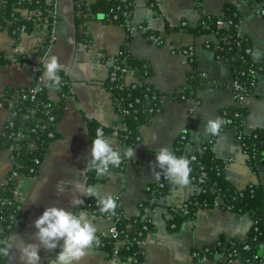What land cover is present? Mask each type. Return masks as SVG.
Here are the masks:
<instances>
[{
	"label": "crops",
	"instance_id": "1",
	"mask_svg": "<svg viewBox=\"0 0 264 264\" xmlns=\"http://www.w3.org/2000/svg\"><path fill=\"white\" fill-rule=\"evenodd\" d=\"M0 0V17L3 9ZM51 2L52 0H48ZM59 20L54 33L55 42L49 54L56 55L70 79L75 97L61 106L63 117L59 121V138L53 141L40 170L34 176L16 174L17 186L14 197L21 203L25 215L24 225L10 235L16 247L24 243H34L36 231L34 221L47 207L70 208L69 201L77 183L98 185L101 191L111 192L118 206L127 217L138 213L142 201L149 198V186L157 181L152 176L151 165L156 160V151L161 147L174 150L178 137L188 135L186 149L189 152L201 151V146L211 136L204 134L203 125L209 119L219 117L224 123L223 109L236 105L232 88L230 64L221 59L208 43H218L217 37L210 34H195L180 28L182 21L191 26L197 25L206 14H221L226 3H233L243 15L239 33L251 39L253 53L264 54V15L259 6L249 0H133L135 10L130 20L132 32L125 26L99 18L86 20L79 28L76 24L75 0H54ZM93 3L96 0H88ZM261 5L264 7V0ZM23 17H31L32 12L22 10ZM85 15H88L86 13ZM141 25H150L159 31L163 44L152 41ZM128 35L131 53L147 60L153 68L151 82L161 91L163 109L140 126V139L133 145H124L118 134L122 117L115 109L111 92L107 86L111 61L119 53ZM50 36L46 22L37 24L30 32L17 39L9 26L0 23V97L7 88L18 90L34 85L38 78L39 66L43 61L40 51ZM82 36L89 37V41ZM194 46L195 60L200 70L201 85L192 96L180 100L174 95L185 86L193 62L189 61L183 49ZM45 58V59H46ZM261 55L259 60H262ZM49 98L60 101L59 87L48 90ZM248 109L244 130L251 132L264 128V71L257 75L253 93L243 101ZM10 117V110L0 108V132ZM90 120L105 126H114L107 137L114 146L127 150L135 149L132 160L125 159L121 170H110L104 180L89 182V171H84L90 156L91 139L88 127ZM222 123V124H223ZM215 155L229 160L225 166L227 178L238 188L250 183L264 187V167L254 172L248 164L241 140L235 127H227L216 136L213 144ZM15 158L11 147L0 152V186L3 185L14 168ZM62 182L65 191L57 193V184ZM199 186L190 181L187 186L173 185L170 192L162 197L157 205L146 214L150 215L153 230L148 234L141 264H224V256L195 258L194 251L205 245L214 244L221 237L246 238L252 220L248 214H237L216 204L201 208L192 218H184L177 228L170 226L175 209H179L198 191ZM82 199L93 197H81ZM74 211H81L73 209ZM98 235H109L114 221L104 215H95L87 210ZM40 251L41 264H50L58 253ZM14 259L5 258L2 264H21L19 252L13 248ZM108 253L93 248L82 264H111ZM115 264H135L130 259H115ZM240 264V263H238Z\"/></svg>",
	"mask_w": 264,
	"mask_h": 264
},
{
	"label": "trees",
	"instance_id": "2",
	"mask_svg": "<svg viewBox=\"0 0 264 264\" xmlns=\"http://www.w3.org/2000/svg\"><path fill=\"white\" fill-rule=\"evenodd\" d=\"M88 2V0H75L76 24L79 28L86 20L99 18L103 14L104 21L119 23L126 27L129 34L132 32L129 23L135 10L133 0H96L93 3ZM149 2L152 5L154 3L152 0ZM261 2L262 0H255L252 4L253 6L261 5ZM25 9L32 12L31 17H23L22 10ZM86 13L88 15H85ZM221 19L228 21L229 24L219 26ZM242 19L243 15L237 6L233 3H226L221 14H206L195 26H191L187 21H182L180 28L190 30L195 34L215 33L218 45L210 42V47L215 50L221 59L230 64L232 79H238L240 83L250 88L253 82L257 83V75L264 71V58L254 61L253 56L246 52V48L253 46L249 37L241 36L239 33ZM58 20L59 15L54 0L51 2L48 0L3 1L0 23L2 26L8 25L10 32L17 39L23 36L22 28L25 30L24 33H28L37 24L47 22L50 36L44 48L40 51V58L43 60L48 56L50 48L55 42L51 41V37ZM144 32L150 39L151 35L160 36V44H163L164 38L159 31L151 28ZM129 37L130 35H128L119 53L113 58H109V60L114 61L116 67H110V74L107 79V86L111 92L113 104L122 117V126L119 127L118 134L124 145H133L139 141L140 126L150 122L156 114V111H151L152 108L158 106L163 109L162 93L151 82L153 76L152 65L149 61L137 58L131 53ZM82 38L89 41L87 36H82ZM38 66V76H41L44 72L42 61ZM193 66L194 69L189 73L187 84L174 93L180 100L191 97L192 93L201 85L200 70L196 60L193 61ZM129 69L135 71V79L130 83H128L126 77ZM112 72H116L115 79H111ZM59 75L61 77L60 101L57 103L49 98V88L47 86H44L37 93L34 100L29 95L26 98L17 97V91H24L29 94L32 86L18 90L7 88L3 96L0 97V108L6 107L10 110V117L3 131L0 132V152L4 148L11 147L15 158L14 168L10 172L7 181L0 187V246H3L2 242L25 223L21 203L15 199L13 192L17 186L16 174L34 176L39 172L51 143L59 138L58 124L63 117L61 106L75 97L69 77L62 71ZM247 114L248 109L243 104L225 107L223 109L224 118H232V123H223L221 131L227 127H235L238 132L243 133L241 142L245 143L244 149L248 154L249 167L254 172H258L264 167V128H258L249 133L246 132L244 122ZM116 125L117 123L112 126H105L97 121L90 120L88 127L91 141L96 138L97 132L108 137L114 131ZM187 141L188 138L184 140L180 135L173 152L177 156L187 157L189 160H191L193 154L196 155V160H191V176H199L204 172L206 175L205 181L209 187L199 188L196 194L188 200L190 203L186 214H177L178 216L170 221V226L177 228L184 218H192L201 208L215 206L217 200L220 199L219 204L221 207L225 209L230 207V210L237 214H248L250 216L252 224L247 237L244 239L221 237L214 244L205 245L201 249L195 250L194 257H214L216 254L225 255L234 252L235 256L242 260L253 258L255 253L264 251L263 185L255 183L253 186L236 187L227 178L225 173L226 162L215 155L213 145L204 144V142L203 144L206 147L202 151L189 152L186 149ZM36 160L41 163H36ZM124 162L125 159L118 168H112L111 171L121 170ZM105 177L97 178L95 172L89 171L90 183L104 180ZM172 187L173 184L161 176L159 180L149 186V198L141 202L138 213L130 217L123 214L117 202L115 212L119 238L124 239L125 244L116 249L117 240L114 237L98 235L101 240V245L98 248L105 250L109 255V259L116 253L121 260L130 259L133 261L137 259L135 264H141L144 248L138 242L142 239L147 240L148 234L153 230L152 220L150 215L146 214V210L153 209L159 200L170 192ZM82 209L93 214H101L95 198L84 199V204L79 210ZM173 224H175L174 227ZM246 245L249 248H246ZM5 258L0 256V264L5 261ZM111 264L115 263L112 262Z\"/></svg>",
	"mask_w": 264,
	"mask_h": 264
},
{
	"label": "clouds",
	"instance_id": "3",
	"mask_svg": "<svg viewBox=\"0 0 264 264\" xmlns=\"http://www.w3.org/2000/svg\"><path fill=\"white\" fill-rule=\"evenodd\" d=\"M250 54L253 60H259V51ZM44 72L39 80L44 86L55 89L61 84L59 73L64 69L56 55L42 61ZM40 87L34 91H40ZM222 120L217 117L209 119L204 125L206 136H219L221 134ZM135 149L122 150L115 147L114 142L97 132L96 138L91 142L90 156L87 160L84 171H93L97 178L110 175L112 168H118L124 159L132 160ZM152 176L159 180L161 176L176 186H187L190 183L191 160L187 157L177 156L168 147H161L156 151V160L151 165ZM65 189L62 182L57 184V193L62 195ZM75 192L79 195H72L69 201L70 208L51 206L47 207L42 215L34 221L35 232L34 243H24L16 247L12 238L3 241L0 246V256L15 258L13 248L19 252L21 264H41L40 251L58 253L51 259L50 264H82L84 259L92 254L93 248L101 245L97 236V228L93 224L86 211H74L84 204L81 197H93L101 214H115L117 201L111 192L101 191L98 185L86 186L80 183L75 185ZM15 220V218H13Z\"/></svg>",
	"mask_w": 264,
	"mask_h": 264
},
{
	"label": "built area",
	"instance_id": "4",
	"mask_svg": "<svg viewBox=\"0 0 264 264\" xmlns=\"http://www.w3.org/2000/svg\"><path fill=\"white\" fill-rule=\"evenodd\" d=\"M249 1H251V3H252L255 0H249ZM258 6H259V10H260L261 14L264 15V7L262 5H258ZM183 23H185V22H183ZM46 24H47V22H46ZM228 24H229V22L224 20V19H221L219 21V26H227ZM151 28L152 27L150 25H141L139 27L140 30H144V31H147V30H149ZM21 31H22V35H23L24 31H25L24 28H22ZM213 34L215 35V33H213ZM55 38H56L55 37V33H53V35L51 37V41H55ZM151 39L154 40L156 43H159V44L161 42V37L160 36L151 35ZM217 45H218V43H217ZM208 47L211 48L210 47V43H208ZM183 52L188 57L189 61L193 62L195 60V53H194V46L193 45H189V46L185 47L183 49ZM246 52L253 53V47L246 48ZM110 61H111V67L115 68L116 66H115L114 61H112V60H110ZM134 72L135 71L133 69L127 70V74H126L127 76L126 77H127L128 83H130L133 79H135ZM254 74H256V73L254 72ZM39 77L40 76H38L36 83L34 85H31L32 87L30 89L29 94L25 93L24 91H17V97L26 98L29 95L31 97V99L34 100L36 98L37 93L39 92V91H34V89L39 86L40 89L42 90L43 87H44V85L39 80ZM115 78H116V72H112L111 73V79H115ZM255 86H256V82H253L252 86L250 88H247L246 85L240 83L238 79H232V88H233L234 93H235L236 105L237 106L243 104L244 99L250 94V92H253V90H254L253 88ZM58 87H60V85ZM137 101H139V100H137ZM130 106H132V104H130ZM161 110H162V108L158 107V106H155V108L151 109V111H156V113L160 112ZM224 123L225 124H231L232 123V118H230V117L229 118H225ZM237 132H238V130H237ZM242 134H243L242 132L241 133L238 132V136H239L240 140H241V135ZM51 135H52V133H51ZM181 137L184 140H187L188 135L184 133V134L181 135ZM215 138L216 137L211 136L204 144L213 145L214 142H215ZM204 144L201 146V151L206 147V146H204ZM241 144H242L244 152L246 153V151L244 149L245 143L241 142ZM191 160H196V155L193 154L191 156ZM224 160H225L226 163L229 161L227 159H224ZM36 161H37L36 163H41L39 160H36ZM205 179H206V175H205L204 172L201 175H199V176H191L190 177V181H192L194 183H199L197 185L201 189H202V187L204 189V187L208 186L206 184ZM254 184L255 183H250L248 185L253 186ZM220 202H221V200L218 199L216 204H219ZM189 203H190L189 201L184 202L183 205L181 207H179V209H175L174 214H176V215L177 214H186V212L188 211ZM227 209L230 210V207H228ZM95 215H104V216H106V217H108V218H110V219H112L114 221L113 227H112L111 232H110L109 235L114 237L117 240L116 241V249H118L120 246L124 245L125 244V240L119 238V229L117 227V220H116V216L117 215H116V212H115V214H95ZM172 226L174 227L175 224H173ZM138 243H139V245L141 247H144L145 244L147 243V240L142 239ZM245 247L249 248L248 245H246ZM235 255L236 254L234 252H230V253L225 254V255L223 254V256H224V264H238V263H240V264H250L251 261H253L251 264H264V251H260L258 253H255L253 255V258H247L246 260H242V259L236 257ZM115 259H120L116 253H114V256L111 258V261L113 262ZM134 260L132 262L136 263L137 259H134Z\"/></svg>",
	"mask_w": 264,
	"mask_h": 264
},
{
	"label": "rangeland",
	"instance_id": "5",
	"mask_svg": "<svg viewBox=\"0 0 264 264\" xmlns=\"http://www.w3.org/2000/svg\"><path fill=\"white\" fill-rule=\"evenodd\" d=\"M249 95H250V94H249ZM249 95H248V96H249ZM248 96H247V97H248Z\"/></svg>",
	"mask_w": 264,
	"mask_h": 264
}]
</instances>
